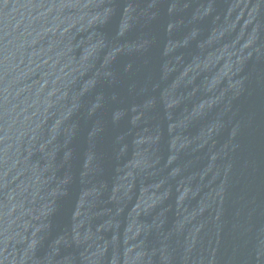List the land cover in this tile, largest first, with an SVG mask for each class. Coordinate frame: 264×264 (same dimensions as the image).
<instances>
[{"label": "water", "instance_id": "95a60500", "mask_svg": "<svg viewBox=\"0 0 264 264\" xmlns=\"http://www.w3.org/2000/svg\"><path fill=\"white\" fill-rule=\"evenodd\" d=\"M0 264H264V0H0Z\"/></svg>", "mask_w": 264, "mask_h": 264}]
</instances>
